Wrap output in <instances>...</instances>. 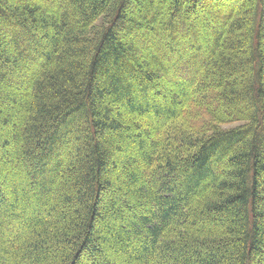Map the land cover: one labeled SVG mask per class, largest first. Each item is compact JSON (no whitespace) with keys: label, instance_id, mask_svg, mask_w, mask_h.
Segmentation results:
<instances>
[{"label":"trees","instance_id":"trees-1","mask_svg":"<svg viewBox=\"0 0 264 264\" xmlns=\"http://www.w3.org/2000/svg\"><path fill=\"white\" fill-rule=\"evenodd\" d=\"M0 264H264V0H0Z\"/></svg>","mask_w":264,"mask_h":264},{"label":"rangeland","instance_id":"rangeland-1","mask_svg":"<svg viewBox=\"0 0 264 264\" xmlns=\"http://www.w3.org/2000/svg\"><path fill=\"white\" fill-rule=\"evenodd\" d=\"M236 125H239V123L224 125L223 127L224 128H230V127H233V126H236Z\"/></svg>","mask_w":264,"mask_h":264}]
</instances>
